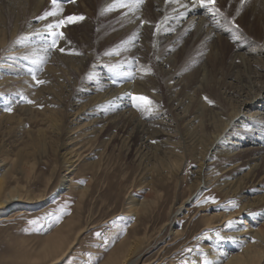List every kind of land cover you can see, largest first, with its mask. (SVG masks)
Masks as SVG:
<instances>
[{"label": "rangeland", "instance_id": "374dc122", "mask_svg": "<svg viewBox=\"0 0 264 264\" xmlns=\"http://www.w3.org/2000/svg\"><path fill=\"white\" fill-rule=\"evenodd\" d=\"M41 1L45 3L37 17L57 11L46 18L55 17L48 22L65 21L54 29L64 38L47 54L41 49L47 47L43 40L48 34L37 38L28 33L35 20L28 17L29 9L9 7L0 0V159L12 164L9 183L24 193L0 207L5 217L0 219V264H23L55 234L68 240L62 245L64 254L58 258L59 252L50 254L42 259L45 264H103L122 251L124 241L133 243L128 259L138 256L135 264H205L206 260L209 264L215 254L239 251L244 244L229 235L235 226L229 221L252 215L257 219L255 223L250 219L253 227L264 225V161L251 171L250 149L202 158L211 135L221 130L241 101L235 75L243 71L237 72L239 59L234 68L229 66L231 53L237 45L243 49L264 44V15L258 20L252 13L249 4L254 0H243L239 12L234 11L237 0L230 2L226 13L215 0L219 11H213V18L228 44L223 46L222 65L209 67V84L200 88L194 87L197 67L213 38L181 37L165 50V42L155 43L143 30L146 17L133 26L125 15L127 8L108 10L128 0L106 5L104 0H57L56 5ZM151 3L143 0L139 5L145 8L137 9L148 11ZM257 5L256 10L264 13V4ZM149 13V23H155L158 18ZM79 16L84 19L67 22L68 17ZM249 26L259 31L252 32ZM139 28L145 31L144 38L135 33ZM114 33L116 37H110ZM173 52L177 58L169 69L161 60ZM106 56L115 59L107 63ZM41 58L44 63L36 79L46 82L37 84L29 69ZM122 70L125 80H139V91H129L130 114L114 112L97 115L96 120L95 113L87 112L89 101L78 100L76 92L86 88L98 71L109 82H122ZM18 79L23 83L19 85ZM140 96L151 101L150 113L143 110V101L133 99ZM138 122L144 126L141 134ZM236 128L234 133H242L243 141L249 142L247 131ZM202 161L210 162L207 169ZM204 171H210L206 182ZM63 174L71 178L68 188V181L61 183ZM209 197L215 202L205 203ZM21 207L24 212L16 214ZM235 211L239 214L228 218ZM258 264H264V258Z\"/></svg>", "mask_w": 264, "mask_h": 264}, {"label": "bare ground", "instance_id": "6f19581e", "mask_svg": "<svg viewBox=\"0 0 264 264\" xmlns=\"http://www.w3.org/2000/svg\"><path fill=\"white\" fill-rule=\"evenodd\" d=\"M3 1H5L7 5H9V7L16 6L18 7L16 9L21 8L23 11H26L27 8L29 9L28 10L29 15L27 14L28 17L30 16V18L35 19L33 23L30 22V28L29 27L27 28L29 31V32L27 31L29 35H34L33 37H37V38L38 37L43 38L45 34L46 35L48 34L45 28V25L51 24L48 21H51V20L53 21L55 17L44 19V20L37 19L38 12L40 11V9L43 7L45 3L44 1H41V0H3ZM110 1L111 0H104L103 4L106 5ZM233 1L235 0H217V5L223 13L224 12L226 13L227 11L226 5L229 6L230 2H233ZM151 2H153L154 5L152 3L151 5L150 4L148 5L153 6L152 9H148V11L147 9H145L142 12V10H139L137 8L142 7L143 9L145 8V6L143 7L139 5L136 8L137 10L132 11V12L129 11L128 13H125V15L127 14V17L129 18V21L131 22V25L133 26L138 25L140 20L146 17L144 21L141 20L144 22L142 23V25H144L143 30L147 29L149 33L152 34L151 38L153 39L155 43L165 42L166 44V46H164L165 50H168V48L173 46V44L177 45V43L181 41V40L179 41V38L181 37H187V38L191 37L192 39H195V40L198 39L199 37L203 39L213 38L210 41V49H209V52H207L208 54L206 53L207 55L205 57L202 55L204 58L200 60L201 62L199 64V69L197 67L198 72L193 68L198 73L197 74L198 78L195 84L193 83L194 87L200 88L201 86L207 84L209 82L207 80L208 73H209L208 72L209 67L212 66L213 68L214 65L215 67L216 65H219V66L222 65L220 64L222 60L221 57H224L223 55L225 52L224 51L225 47L223 46L225 43L228 44L226 40L225 42L224 40H222L224 38L223 35H221L223 30H221V28L218 27L216 20L213 18L214 17L213 10H211V8L209 7L201 8L199 6V0H167V1L151 0ZM259 2L261 5L264 4V0H254L253 2L249 4V5L253 4L251 6L252 7L251 10H252V13L257 14L258 20L261 19V14L262 16L264 15V13L256 10V6L258 7L257 4ZM240 5H241V0H237L236 6L234 9L235 12H239ZM149 12H151V14H154V16L158 18L155 23H149L150 21L148 20L151 18V15ZM157 25H159V30L157 29ZM262 25H264V21ZM254 27H253L254 30L259 31L257 30V28H254ZM249 28H250L249 30L253 32V29H251L252 27L249 26ZM262 29H264V27H262ZM260 30H261V27H260ZM141 31L142 29L139 28L137 29L135 33L138 32L144 38V36H146L144 34L145 31L143 33H141ZM116 35L117 33H114V34H111L110 37L115 38ZM176 39L178 42L176 41ZM259 45L260 44H258V46ZM236 48L237 49H235L231 53L229 66L232 65L233 67V65H235L236 60L238 59H239V62L241 63L237 72L239 71H243V72L241 73V76L235 75L236 78L239 79V81L237 80L236 82L239 83L238 87H239V90L241 91L239 93L241 101L239 102L237 107L235 108L232 107L233 109L230 112V116H228L224 120L223 127L221 128V130L211 135L212 140L208 143V146L206 147L205 152L203 154L202 160L203 159L205 161L209 160L212 154H215V153L229 154L230 152H233V151L235 152V149H238V150L250 149L251 150L250 161L252 163L249 164V167H250V170L252 171L261 161H264V136H263V133H264V44L259 47H256V45L253 44V45L245 46L243 49L240 47V45H237ZM44 49L45 47H42L41 49L43 53H45ZM183 50L184 48L181 46L182 53H184ZM13 51H14V48H13ZM166 52L168 53V51ZM175 53L174 52L169 53L171 55H168V57L166 55L165 58L163 57V59L161 60V64L163 66L169 65V69H170L172 67V66L170 67V65L172 64L173 61H176V58H177L176 57L177 55H174ZM114 59L115 57L113 56H106L104 58L105 62L107 63H111L112 61H114ZM79 64H80L79 66H82L83 61L82 62L80 61ZM233 68L230 71H232ZM121 76H122L121 78L124 81L126 79V75L123 70L121 72ZM141 77L142 76H140V78ZM224 77H226V75ZM114 80L115 79L109 82V79L105 75L102 74V71H98L97 74L95 73L92 75L89 81V84H86V88H84L83 90H80L79 92H76L78 96V100L83 98L89 101L87 112L90 113V115L95 113L96 120H98L99 118L97 117V115H101V116L109 115L110 116V114L114 112L115 113L119 112L116 114L124 117L130 114L129 108H128V104H129L128 97L133 92V90L139 91L137 87L139 80L136 79V80H133V82H130L128 80H125L124 82L123 81L117 82L115 80L116 82L113 83ZM16 81L17 83H19V85L23 83V81L21 82L19 79ZM136 87L137 89H135ZM129 91H132V92L129 93ZM78 100H76V103ZM217 115H218L217 113L214 114V116H217ZM109 116H105V117H109ZM136 124L139 127L138 132H140V134L142 131L144 132L143 124L141 123L139 124V122ZM236 127H240V130L247 131L246 137L250 139L249 142L243 141L242 138L244 136L242 133H237V132L234 133L235 130H238V128ZM214 146H217V147L214 148ZM209 148H213L214 150H211L212 151L211 153L208 152V154L210 155L208 159H206V155H207L206 153ZM205 161L204 162L202 161L201 164H203L205 168L207 169L209 167L207 165L210 164V162H205ZM11 165H12L11 163L4 161V159H0V207L7 205L11 200L24 197L23 195L24 193H21L22 191L20 192L17 185H11L9 183L10 177L13 176ZM200 172H201V169H199L198 178H200L201 176ZM208 172L210 171H206V172L204 171L203 173V175L205 176L204 182L208 180V176H207ZM63 175L64 176L61 180L62 181L61 183L68 181L66 182V186L68 188L71 185V178L67 179L68 175H65V174ZM63 186L66 187L65 185ZM23 212H24L23 208L21 207L19 208V211H17L16 214H20ZM237 214H239L238 211H235V213L233 215H229L228 218H232L235 215L237 216ZM3 217L4 216H1L0 214V219H2ZM255 217L252 215H247L245 220L241 219L239 216L233 219L232 222L235 224V226L234 228L232 227L233 231L229 235H231V237H234L238 243L242 242L244 245L239 251H236V252H232V251L223 252V255L215 254L212 257V260L210 261L209 264H258L264 258V225L262 224L260 226L253 227L250 224V219L252 223H255L257 222V219ZM76 236H77V233H76ZM67 241H68L67 239L62 238L60 235L58 237L56 236V234L55 236H51L50 238H48V241H43V243L40 245L38 252H36L34 255L33 254L30 255L29 257L27 255L28 258H26L23 264H45L43 263L42 259L47 258L50 254L57 253V252L59 253L55 256V258L61 257L64 254L63 253L64 251L62 250V245L63 243H66ZM122 243L124 246L122 247V251H120L118 247V250L120 253H118L116 256L111 255L109 257V260H106L103 264H135L138 256L136 258H133L132 260L128 259V256L130 257L132 251H134L132 245H130L133 243H128V241H124ZM71 244L72 243H70L69 246ZM220 252H222V250Z\"/></svg>", "mask_w": 264, "mask_h": 264}, {"label": "snow or ice", "instance_id": "6c2138e0", "mask_svg": "<svg viewBox=\"0 0 264 264\" xmlns=\"http://www.w3.org/2000/svg\"><path fill=\"white\" fill-rule=\"evenodd\" d=\"M53 5L57 4V0H51ZM143 0H128V3H123V2H119L117 4H114L112 6H110V8L108 9L109 11L112 10L113 7H120V8H127L130 12L135 11V9L139 6L140 3H142ZM241 2L243 3V0H241ZM199 6L200 7H209L211 6V10L218 12L219 9L215 8V0H199ZM59 11H62V9H59ZM58 15L57 11H52V12H45L43 16L37 17V19L40 20H44L46 19L48 16H56ZM84 17L83 16H79V17H68L67 18V22L68 23H74L76 21L79 20H83ZM65 23V21H57L55 24H46L45 28L47 30L48 35L44 37L43 43L47 45V47L44 49L45 53L49 52L51 49H55L58 46L59 40L64 38V33L63 32H57L54 29H58L61 25H63ZM157 29L159 30V25H157ZM135 35L133 36L132 39H135ZM233 39H237V37H233ZM19 42H22L19 41ZM60 52H65V48L60 47L59 48ZM73 54H79V53H73ZM44 63V59L41 58L39 60H33V64L36 66L35 68H30L29 69V73L32 75L33 79L36 80L37 84H43L46 81H42V80H37L36 79V73L37 71H42V68L40 67L41 64ZM116 81L114 80L113 83H115ZM21 100H24L27 103H33V101L31 100H27L26 97L21 96L20 97ZM133 99H139L141 101L144 102V108L143 110L145 111V113H150L151 112V108L148 107V105L151 104V101L148 100L147 97L144 96H140V97H134ZM205 99H207V97H205ZM209 103H212V101H208ZM137 107H140V105H137ZM5 111L11 112L12 108L11 107H5ZM208 201H212L215 202V198L214 197H209L207 198L204 202L207 203ZM237 205H235V203H233V207H236ZM233 222L229 221V225H231ZM97 235H100V233H97ZM217 238L218 239H222L223 237H221L219 234H217ZM190 251V250H189ZM205 264H208L207 260L205 261Z\"/></svg>", "mask_w": 264, "mask_h": 264}]
</instances>
